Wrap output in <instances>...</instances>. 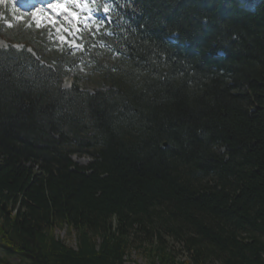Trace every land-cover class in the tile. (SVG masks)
Listing matches in <instances>:
<instances>
[{
    "label": "trees",
    "instance_id": "1",
    "mask_svg": "<svg viewBox=\"0 0 264 264\" xmlns=\"http://www.w3.org/2000/svg\"><path fill=\"white\" fill-rule=\"evenodd\" d=\"M108 1L121 55L92 92L62 87L64 54L0 50V245L26 264H264V0Z\"/></svg>",
    "mask_w": 264,
    "mask_h": 264
},
{
    "label": "rangeland",
    "instance_id": "2",
    "mask_svg": "<svg viewBox=\"0 0 264 264\" xmlns=\"http://www.w3.org/2000/svg\"><path fill=\"white\" fill-rule=\"evenodd\" d=\"M258 0H251L250 6H254L255 3ZM4 17H7L6 21H9L8 23L13 24L12 28L7 29V28H0V38L5 40L7 44L9 43H28L35 49H39L42 44V41L40 40L38 33L39 32H46L47 36L51 41L53 42L52 38V31H51V22L48 21L47 17H43V22H34L35 26L33 24H30V20L27 19L29 17L28 14H21L17 12V7L13 3L10 2H2L0 0V24L3 22L1 21L4 19ZM25 19V21H22V19ZM30 18V17H29ZM49 23V24H45ZM21 30H24L22 32ZM76 40L78 38L76 37ZM43 45V44H42ZM52 54V47H48L46 55L49 56ZM75 75L74 78H78L79 81H81L80 85L85 90L88 91H93L95 88H97L101 83L102 79L99 78L97 73H92L91 71H87L86 68L82 71V69H79V71H73ZM70 76V75H69ZM72 76V74H71ZM66 81H70L67 79ZM76 161L86 164L89 161L88 157H78L77 159L75 158ZM55 235L60 238L62 241L65 242V244L76 247V235L74 232H69L67 228H56L55 230ZM0 256L3 258H6L13 264H26L23 262L18 256H11L8 255L3 247L0 245ZM131 263L135 262L137 264H148L149 263V258L147 255L142 252V251H132L131 256Z\"/></svg>",
    "mask_w": 264,
    "mask_h": 264
},
{
    "label": "bare ground",
    "instance_id": "3",
    "mask_svg": "<svg viewBox=\"0 0 264 264\" xmlns=\"http://www.w3.org/2000/svg\"><path fill=\"white\" fill-rule=\"evenodd\" d=\"M64 9V8H63ZM60 10L59 9H54V11H52V13H59Z\"/></svg>",
    "mask_w": 264,
    "mask_h": 264
}]
</instances>
